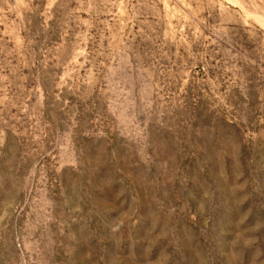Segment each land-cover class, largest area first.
Wrapping results in <instances>:
<instances>
[{
	"label": "rangeland",
	"instance_id": "374dc122",
	"mask_svg": "<svg viewBox=\"0 0 264 264\" xmlns=\"http://www.w3.org/2000/svg\"><path fill=\"white\" fill-rule=\"evenodd\" d=\"M0 264H264V0H0Z\"/></svg>",
	"mask_w": 264,
	"mask_h": 264
}]
</instances>
